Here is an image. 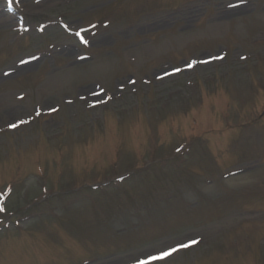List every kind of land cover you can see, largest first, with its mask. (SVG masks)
I'll return each mask as SVG.
<instances>
[{"label": "rangeland", "instance_id": "374dc122", "mask_svg": "<svg viewBox=\"0 0 264 264\" xmlns=\"http://www.w3.org/2000/svg\"><path fill=\"white\" fill-rule=\"evenodd\" d=\"M16 1L20 22L16 11L0 14V192L15 177L3 205L19 218L44 179L57 193L20 229L0 231V264H79L96 255L91 264L135 263L190 239L198 243L154 264H264V176L215 174L260 156L263 130L229 145L207 133L185 155L170 153L174 139L195 135L181 113L200 89L209 105L202 133L218 126L224 86L264 87V0ZM17 25L26 35L14 41ZM251 102L264 105V90ZM149 134L168 136L162 173L138 170L140 178L103 193L71 190L139 169L141 151L154 149ZM247 186L257 192L245 206L237 191ZM167 195L172 202L154 204Z\"/></svg>", "mask_w": 264, "mask_h": 264}, {"label": "snow or ice", "instance_id": "6c2138e0", "mask_svg": "<svg viewBox=\"0 0 264 264\" xmlns=\"http://www.w3.org/2000/svg\"><path fill=\"white\" fill-rule=\"evenodd\" d=\"M10 2V0H9ZM23 63V61H22ZM192 65H189L191 67ZM175 71H180V69H175ZM39 114V113H37ZM10 127H16L15 124L10 125ZM3 208H0V211H3ZM198 243L197 240H189L187 243L183 241H178L175 246H169L166 248H162L157 250L156 252H149L144 254V258L139 259L137 264H154L156 261H163L166 258L170 257L173 253L178 252L181 249H186L191 247L193 244Z\"/></svg>", "mask_w": 264, "mask_h": 264}, {"label": "bare ground", "instance_id": "6f19581e", "mask_svg": "<svg viewBox=\"0 0 264 264\" xmlns=\"http://www.w3.org/2000/svg\"><path fill=\"white\" fill-rule=\"evenodd\" d=\"M3 22H4V20H2V21L0 22V25H2V24H3Z\"/></svg>", "mask_w": 264, "mask_h": 264}]
</instances>
